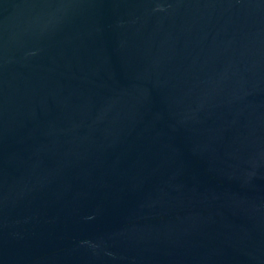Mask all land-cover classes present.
<instances>
[{
  "label": "water",
  "instance_id": "95a60500",
  "mask_svg": "<svg viewBox=\"0 0 264 264\" xmlns=\"http://www.w3.org/2000/svg\"><path fill=\"white\" fill-rule=\"evenodd\" d=\"M0 264H264V0H0Z\"/></svg>",
  "mask_w": 264,
  "mask_h": 264
}]
</instances>
